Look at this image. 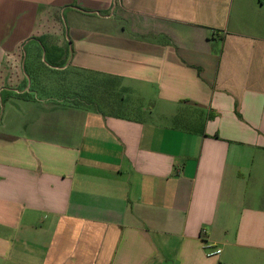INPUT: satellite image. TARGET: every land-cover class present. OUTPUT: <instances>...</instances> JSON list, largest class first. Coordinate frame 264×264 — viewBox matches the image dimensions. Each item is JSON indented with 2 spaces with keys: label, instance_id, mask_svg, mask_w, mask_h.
<instances>
[{
  "label": "crops",
  "instance_id": "1",
  "mask_svg": "<svg viewBox=\"0 0 264 264\" xmlns=\"http://www.w3.org/2000/svg\"><path fill=\"white\" fill-rule=\"evenodd\" d=\"M40 47L126 114L31 97ZM2 95L0 264H264V0H0Z\"/></svg>",
  "mask_w": 264,
  "mask_h": 264
},
{
  "label": "rangeland",
  "instance_id": "2",
  "mask_svg": "<svg viewBox=\"0 0 264 264\" xmlns=\"http://www.w3.org/2000/svg\"><path fill=\"white\" fill-rule=\"evenodd\" d=\"M44 51L42 47L36 48L35 53L28 49L22 63V70L26 75L25 85L31 90L29 92L31 97L38 94L40 98L49 99L51 103L65 102L107 114L116 112L126 114V106L133 101V98L126 95L125 89L120 90L121 84L103 81L90 74L51 71L47 67L49 63ZM41 55H44V58L41 59ZM37 75L44 80H37ZM49 75H52L54 80L46 82L50 80ZM43 81L48 86H40L39 84ZM5 104L6 98L2 95L1 111ZM22 119H28V117Z\"/></svg>",
  "mask_w": 264,
  "mask_h": 264
},
{
  "label": "built area",
  "instance_id": "3",
  "mask_svg": "<svg viewBox=\"0 0 264 264\" xmlns=\"http://www.w3.org/2000/svg\"><path fill=\"white\" fill-rule=\"evenodd\" d=\"M221 253L220 249H215L214 251L210 252L209 255H218Z\"/></svg>",
  "mask_w": 264,
  "mask_h": 264
}]
</instances>
